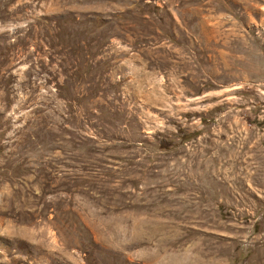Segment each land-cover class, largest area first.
<instances>
[{
    "label": "rangeland",
    "instance_id": "374dc122",
    "mask_svg": "<svg viewBox=\"0 0 264 264\" xmlns=\"http://www.w3.org/2000/svg\"><path fill=\"white\" fill-rule=\"evenodd\" d=\"M0 264H264V0H0Z\"/></svg>",
    "mask_w": 264,
    "mask_h": 264
}]
</instances>
